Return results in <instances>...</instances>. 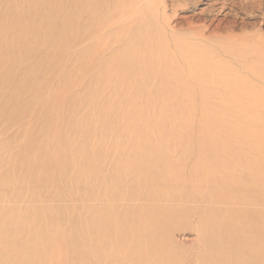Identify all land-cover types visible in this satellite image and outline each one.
<instances>
[{
  "label": "rangeland",
  "instance_id": "1",
  "mask_svg": "<svg viewBox=\"0 0 264 264\" xmlns=\"http://www.w3.org/2000/svg\"><path fill=\"white\" fill-rule=\"evenodd\" d=\"M23 2L0 0L2 48ZM64 5L0 119V264H119L161 177L189 213L176 252L210 264L205 233L264 213V0Z\"/></svg>",
  "mask_w": 264,
  "mask_h": 264
},
{
  "label": "bare ground",
  "instance_id": "2",
  "mask_svg": "<svg viewBox=\"0 0 264 264\" xmlns=\"http://www.w3.org/2000/svg\"><path fill=\"white\" fill-rule=\"evenodd\" d=\"M70 1L24 0V4L13 11L15 22L12 31L9 30L3 48L4 43L0 46V119L11 118L10 115L15 112L18 102L21 103L20 99L25 91L23 85L29 78L26 76L27 71H24L26 58L35 47L40 48V39L46 32L50 33L54 29L62 13V7L65 6L64 3ZM6 130L7 125L3 127L4 135L7 136ZM251 171L258 172L255 168ZM140 177L145 176L137 173L135 183L141 180ZM253 179H256L255 175ZM171 180L169 177H161L159 188L155 185L157 192L152 193L154 196L151 200L154 201L157 197L159 203L132 207L131 223L121 225L119 264H184V258L176 252L174 237L178 231L188 226L189 213L180 201L181 196L172 188ZM261 180L262 186L264 179ZM256 190L259 189L255 188L248 192L251 199L260 204L262 201ZM164 191L167 192V196L164 195ZM247 212L249 213V216L246 215L247 222L252 229L250 234L247 232V236L236 234L232 224H229L228 228L224 225L213 226L211 234L214 238L211 241L205 233L204 247L211 242L215 244L214 246L211 243L207 247L206 255L214 256L210 264H264V231L258 224L264 213H259V210L255 212L253 209ZM253 215L256 220H251ZM236 240L241 247L236 245ZM201 264H207V257L202 258Z\"/></svg>",
  "mask_w": 264,
  "mask_h": 264
}]
</instances>
